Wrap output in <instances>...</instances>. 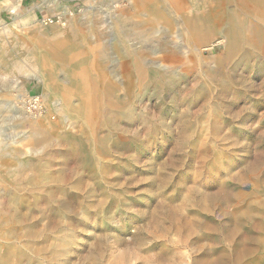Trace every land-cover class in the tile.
I'll return each mask as SVG.
<instances>
[{"label":"rangeland","instance_id":"374dc122","mask_svg":"<svg viewBox=\"0 0 264 264\" xmlns=\"http://www.w3.org/2000/svg\"><path fill=\"white\" fill-rule=\"evenodd\" d=\"M251 1L135 17L128 0H0V258L264 264V36L229 53L235 29L264 27ZM67 13L78 39L56 37ZM33 165L50 178L37 188Z\"/></svg>","mask_w":264,"mask_h":264},{"label":"bare ground","instance_id":"6f19581e","mask_svg":"<svg viewBox=\"0 0 264 264\" xmlns=\"http://www.w3.org/2000/svg\"><path fill=\"white\" fill-rule=\"evenodd\" d=\"M128 1L132 6L135 17L136 16H148L151 11L158 9L159 3H160L159 0H128ZM251 3H253L256 7L261 9L264 13V0H252ZM69 20H70V23L68 25L67 24L62 25L63 28L56 32V37L66 38L67 40H69L71 38H76V39L80 38L81 35H80V32L77 28V25L73 21L74 19H73L72 14H70ZM234 33H235L234 34V41H233V43L229 49V53L231 56L237 54L240 51L242 44L245 41H247L248 39H250V38L252 40L253 39H259V40L263 39L264 27H260L259 25H253V26L248 27V28H243V26L241 25L240 27H238V29H235ZM66 44L67 43H63L61 40H58V41L54 42L52 48H50L48 50L44 49L45 50L44 51L45 52V59L42 61V66H43V69L45 70V75H42V78H43V80H45L44 81L45 87L52 86V84H51L52 74L54 71V69H52V61H54L60 57V52L63 50V48L67 47ZM36 46H38V45L36 44ZM28 48H29V50L25 51L27 58H33L34 57V59H35V55H36L35 48L34 47H28ZM17 59H18V57H17ZM0 65H5L7 68H9L10 64H9L8 58L7 57H1V55H0ZM40 65H41V63L36 64V66L41 70ZM38 68H36V70H39ZM12 69H20V70L26 71V70H29L31 68L30 67H19L15 64L14 67L12 66ZM135 72H136L138 78L139 77L144 78L147 75V71L144 68H142L140 65H138ZM104 97H105V95H104ZM104 104H105V102H104ZM60 109H61V105H60ZM33 169H34V175L31 177L30 183H32L35 188H37L44 181H46V182L49 181L50 178H49L48 174L46 173V171L44 169L41 168V166H34L33 165ZM18 171L20 172V170H18ZM49 196L51 197V194ZM5 206L6 207H4V208L0 207V221H1V223L8 222V219L11 216V214L8 211H6L5 209H13L14 205H13V203H7V204H5ZM17 220H19V219H17ZM25 236H27V237H33L34 236V231L31 227L27 228V230H25ZM58 242H59V240H58ZM14 255L17 256L21 262L25 257V254L23 252H20L17 247L8 246L5 249V254H3V256L0 258V261L2 262V264H9V262L11 261V258H13Z\"/></svg>","mask_w":264,"mask_h":264},{"label":"built area","instance_id":"2783aa9c","mask_svg":"<svg viewBox=\"0 0 264 264\" xmlns=\"http://www.w3.org/2000/svg\"><path fill=\"white\" fill-rule=\"evenodd\" d=\"M45 21H46V23H53V20L52 19H50V18H48V19H45Z\"/></svg>","mask_w":264,"mask_h":264},{"label":"crops","instance_id":"0c3cea01","mask_svg":"<svg viewBox=\"0 0 264 264\" xmlns=\"http://www.w3.org/2000/svg\"><path fill=\"white\" fill-rule=\"evenodd\" d=\"M16 10H17V9H16ZM19 17H20V16H19ZM69 17H70V14L67 13V14H66V18H69ZM61 24H62V23H61ZM62 25H64V23H63ZM62 25H61V26H62Z\"/></svg>","mask_w":264,"mask_h":264}]
</instances>
